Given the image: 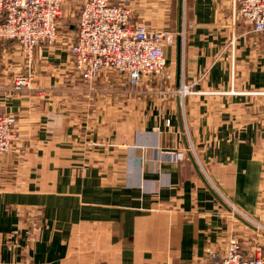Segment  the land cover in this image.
Masks as SVG:
<instances>
[{"label":"crops","instance_id":"1","mask_svg":"<svg viewBox=\"0 0 264 264\" xmlns=\"http://www.w3.org/2000/svg\"><path fill=\"white\" fill-rule=\"evenodd\" d=\"M240 4L132 0L135 23L172 32L165 82L190 92L160 101L153 90L164 81L146 78L116 126L103 95L79 97L70 127L65 105L53 102L62 95L39 91L58 79L57 45L36 48L33 88L17 92L14 75L28 71L15 42L0 44V112L20 117L23 133L0 153V264H203L209 250L223 255L244 222L214 195L189 146L236 211L264 213V32L242 19Z\"/></svg>","mask_w":264,"mask_h":264},{"label":"built area","instance_id":"2","mask_svg":"<svg viewBox=\"0 0 264 264\" xmlns=\"http://www.w3.org/2000/svg\"><path fill=\"white\" fill-rule=\"evenodd\" d=\"M67 1L0 0V44L17 42L31 58L35 47L57 39L59 18ZM131 3L132 0H84L79 31L71 47L85 79L93 80L104 69H115L128 74L132 83H139L145 75L166 71L165 46L171 33L133 22ZM239 13L255 31L264 32V0H241ZM28 82L19 77L16 84L21 88ZM181 92H190L188 86L182 85ZM15 125V116L0 115V153L9 151ZM178 156L173 158L177 160ZM243 216L253 225L256 223ZM203 264H264V257L261 252L246 254L240 241L231 239L223 255L209 250Z\"/></svg>","mask_w":264,"mask_h":264},{"label":"rangeland","instance_id":"3","mask_svg":"<svg viewBox=\"0 0 264 264\" xmlns=\"http://www.w3.org/2000/svg\"><path fill=\"white\" fill-rule=\"evenodd\" d=\"M83 4H84V0H68L67 3H65L64 5V9H63V13L61 17L59 18V24H58L59 28H58L57 39L51 42H46V43L41 44V45H46V44L57 45L58 49L56 50L58 51L60 49L59 50L61 54L60 57H62V54H63L64 59L62 60L61 64L56 66V63H53L54 67L50 69V71L52 72V75L54 77H57L58 79L53 81L54 84H51L48 87H40L39 91L41 93H47V94L54 93L57 95H62L61 99L59 100L55 99L53 100V102L59 105L61 104L65 105V108H66L64 110L66 113L65 119L68 120L70 127H73L72 120H73V117H75L74 110H73L74 105L84 101L83 98H79V97H87L89 92H92L94 94L98 93L101 96L103 95V97L105 96L104 99L107 98L106 107H107V111H109V109L111 111L110 118L114 126L119 125L122 120L123 122L124 120L126 121V109L127 108L129 110H135L136 103H137L135 100V97H136V93L138 90V86L146 78L147 79L161 78L164 81L162 85H158L153 90L155 92L156 97L160 101H166L169 95L174 94V92L177 93L181 99L182 86L173 88L170 86V84L168 83L166 84L165 82L166 80L171 78V75L168 72V70L161 73L160 75H152V76L145 75L139 83H132L128 74L116 71L115 69H104L103 72H101L93 80L85 79L83 75L80 73V71L78 70L76 57L73 54L72 47H71L79 31L80 15H81ZM132 13H133V9H132ZM132 18H133V15H132ZM152 29L169 31L172 36V32L170 30L157 29V28H152ZM169 41L167 42V45L165 46V48L168 46ZM5 42H13V41H5ZM15 44L19 46V51L18 50L15 51L16 53L15 55L17 57L16 62L18 61L22 62V64L25 65L28 73L25 74L23 72L22 73L20 72V73H17V75H14L13 81H12V89L17 92H21V91L23 92V91H27L33 88L32 84H33L34 77H35L34 71H35V65H36L35 53H36V48L41 45H38L37 47H35L32 57L30 58L28 54L26 53V51L21 47L19 43L15 42ZM165 53H166V49H165ZM166 68H167V65H166ZM102 73H105V77L103 78V79L106 78L105 80H101L102 77L100 76ZM19 77L26 78L29 81L28 82L29 84H26L22 86L21 88H18L16 81ZM101 83L103 84L100 85L99 87V84ZM98 91H101V93H99ZM131 96L133 97L131 98ZM108 103H110V105ZM94 106L97 108L98 111H104V108H105L104 105L97 103V104H94ZM263 109H264V103L261 107V114L264 117ZM0 115H13L16 117V125L15 127H13V138H12L11 147L9 149V151H11L14 149V147L19 142H22L23 140V136H22L23 133H22L21 125H20V117H18L14 113H9V112H0ZM108 118L109 117H107V119ZM128 122L130 124H134L135 119L129 116ZM166 123L167 125L169 124V119L166 120ZM170 124H171V121H170ZM155 130H157L158 132H161L159 126H156ZM96 148H100V147H96ZM102 149H104V153L108 152L106 151L105 148H102ZM189 149H190V152L193 153V150L190 146H189ZM2 153H5V152H2ZM162 154L165 155L166 158H170V159L179 155L178 152H172L168 148H164ZM215 190L217 191V189ZM223 199L226 201V203H228L231 206L232 210L230 211L232 212L234 217L236 216L237 213L243 216L242 213H239L238 211L234 209L232 204L229 203L227 199L225 198ZM243 217L245 218V216ZM248 217L256 221V223H254V226H256L257 229H254L253 227L247 225L246 223L241 224L243 227V231H241L242 233L241 236L235 235L231 239H238L242 246L244 244L245 248L249 249L250 252H252L251 254L246 253V249L243 246L246 254L253 255V254H257L258 252H261V255L264 257V213H260L259 215L251 216V217L248 216ZM229 241L227 245L229 244Z\"/></svg>","mask_w":264,"mask_h":264},{"label":"water","instance_id":"4","mask_svg":"<svg viewBox=\"0 0 264 264\" xmlns=\"http://www.w3.org/2000/svg\"><path fill=\"white\" fill-rule=\"evenodd\" d=\"M179 101H180V99H179ZM190 156H191V158H192V160H193V162H194V165H195L196 169L198 170L199 174H200L201 177L204 179V181L208 184V186L210 187V189L212 190V192L214 193V195H215V196H216V197H217V198H218V199H219V200H220V201L226 206L227 209L232 210L231 206H230L228 203H226V201L223 199V197L220 195V193H218V192L214 189V187H212V185H210L208 179H207L206 176L203 174V172H202V170H201L199 164L197 163L196 158H195V156L193 155V153L190 152ZM236 216H237L241 221H243L244 223H246L247 225L253 227L254 229H257L256 226H254L253 224H251L248 220H246V219H245L243 216H241L240 214L237 213Z\"/></svg>","mask_w":264,"mask_h":264}]
</instances>
